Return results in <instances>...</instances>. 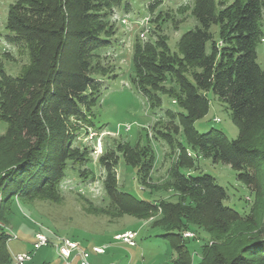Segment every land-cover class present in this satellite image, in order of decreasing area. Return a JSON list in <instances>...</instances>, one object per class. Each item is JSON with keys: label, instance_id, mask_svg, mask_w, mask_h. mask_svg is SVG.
<instances>
[{"label": "trees", "instance_id": "16d2710c", "mask_svg": "<svg viewBox=\"0 0 264 264\" xmlns=\"http://www.w3.org/2000/svg\"><path fill=\"white\" fill-rule=\"evenodd\" d=\"M19 1L16 6L9 7L7 39L27 46L31 63L28 68L42 58L48 62L36 80L39 82L38 99L30 108L19 110L17 116L5 108L7 90L18 87L24 91L34 80L24 74L14 77L0 65V95L3 97L0 121L7 124V133L15 126L31 140L23 160L5 173L10 181L0 179V210L8 195L37 193L44 188L42 186L62 178L68 164L66 154L71 155L70 145L77 138L74 129L80 128L79 123L94 126L93 106L100 96L103 78L95 74L100 64L93 63V57L96 51L112 42L115 30L109 19L113 9L124 2ZM195 1L193 13L198 24L179 39V56L175 57L159 44L162 38L159 42L142 44L138 36L134 45L133 82L151 106H161V94L179 105L178 110L168 109L167 114L173 120L179 119L178 127L194 152L188 155L187 148L174 137L177 132L167 130L161 120L156 123L157 132L167 138L171 146L176 143L180 152V162L170 171L171 187L189 199L185 204L160 203L162 215L158 224L163 229L161 235L168 238L174 248L172 264H264V226L256 220L254 207L249 214L237 211L225 204L227 191L215 176L202 171L186 172L178 166L200 170L196 166L199 157L222 162L236 171L237 179L246 184L256 198L264 195L261 175L264 134L259 141L251 138L252 134L264 130V70L256 51L257 43L264 38L259 26L264 0H234L231 3L218 0V10L213 0ZM124 8L129 7L125 5ZM17 9L21 15L15 13ZM213 25L218 27L217 38L212 31ZM71 53L70 66L65 65L62 60ZM168 80L175 84L163 86ZM208 92L226 103L232 121L240 130L237 138L229 139L215 127L206 132L195 127V122L209 111ZM146 152L154 163V152L150 148L125 149L127 160L131 157L135 164L141 159V165H134L138 171L146 162L143 158ZM88 159L78 160V163L83 164ZM107 159L110 162L105 183L111 185L109 179L116 164L113 152ZM122 194L130 198L135 210L142 212L157 207L152 201L129 192L122 191ZM190 224L204 227L217 240L202 247V258L197 263H190L192 253L187 240H179L185 226ZM238 224L246 228L237 230ZM8 238L0 231V264L12 263Z\"/></svg>", "mask_w": 264, "mask_h": 264}, {"label": "rangeland", "instance_id": "374dc122", "mask_svg": "<svg viewBox=\"0 0 264 264\" xmlns=\"http://www.w3.org/2000/svg\"><path fill=\"white\" fill-rule=\"evenodd\" d=\"M225 1L231 3L234 0ZM19 3V0H0V65L14 77L24 74L29 80H34L26 89L23 88L24 91L18 87L7 90L5 108L14 116L19 115V110L30 108L38 99L36 93L39 82L36 80L41 76V71L46 69L48 62L42 58L35 66L28 68L31 63L27 46L23 42L11 43L7 39L9 7ZM125 5L129 8L125 9ZM195 5V0H124L121 6L113 9L109 19L115 30L111 36L112 42L108 47L96 51L93 57V63L100 64V69L95 74L103 78L99 88L100 96L93 106L94 126L79 123L80 128L77 131L74 129L73 133H77V138L70 145L71 155L69 156V152L66 154L68 164L64 167L65 174L62 178L42 186L44 188L41 187L37 193L8 195L3 202L0 231H4L9 237L11 254L32 252L34 255L26 264H63L55 245L59 243V238L69 237L89 250L94 245L105 246L103 254L91 251L90 264H172L175 252L171 241L161 235L163 229L158 222L162 212L159 204H185L189 203V199L173 191L171 187L170 171L180 162V152L176 143L171 146L168 139L157 132L159 128H156V123L161 120L167 130L172 133L176 131L174 137L187 148L188 155L189 152H194L186 143L181 127H178L179 119L173 120L167 114L168 109L176 111L179 105L166 94H161V106H151L146 96L137 89L133 82V53L139 36L142 44L159 42L162 38L159 44L170 54L179 56V39L183 33L198 24L193 13ZM213 5L215 9H219L218 0H213ZM15 13L21 15L18 9ZM120 18H126V23L121 22ZM259 26L264 37V10ZM212 31L217 38L216 25L212 26ZM256 51L258 62L264 70V38L257 43ZM71 57L72 53L66 54L62 62L70 66ZM174 84L171 80L162 83L167 87ZM207 95L209 111L195 122L197 130L206 132L215 127L222 130L229 139L237 138L240 130L232 121L226 103L213 92H208ZM1 99L3 97L0 95V103ZM0 111L2 112L1 107ZM71 130L70 128L69 132ZM263 134L264 130H260L252 134L251 138L259 141ZM29 142V137L15 126L7 133V124L0 121L1 180L10 181L5 173L23 160ZM126 147L152 149L154 163L149 152H146L143 156L146 162L142 163V170L138 171L134 165H141V159L135 164L131 157L127 160ZM111 152L116 164L113 167L114 177L109 179L111 185H106L110 162L107 157ZM85 158H89L88 161L79 164ZM178 166L186 172L202 171L215 176L227 191L225 204L247 214L253 206L256 220L264 226V195L256 198L255 193L237 179L236 171L230 165L199 157L196 166L200 170ZM149 167L151 169L145 174ZM261 175L264 185V170ZM107 186L108 189L105 188ZM122 191L152 201L157 207L142 212L135 210L130 198L122 194ZM237 226V230L246 228L241 224ZM124 231L137 233L136 246H130L118 238ZM187 231L189 235L186 234ZM38 232L45 233L50 243L34 252L33 243ZM234 236L236 234L232 235ZM182 239H186L190 247V263L200 261L204 245L217 241L204 227L191 224L185 226L182 237H179L180 241Z\"/></svg>", "mask_w": 264, "mask_h": 264}, {"label": "built area", "instance_id": "2783aa9c", "mask_svg": "<svg viewBox=\"0 0 264 264\" xmlns=\"http://www.w3.org/2000/svg\"><path fill=\"white\" fill-rule=\"evenodd\" d=\"M121 20L126 23V18H122ZM215 121L218 120L215 119ZM186 234L189 235L190 233L187 231ZM136 235L137 233L135 231H124L122 234L118 235V238L122 239L130 246H136ZM49 243L50 240L45 233H36L35 241L33 243L34 252ZM55 248L58 256L62 259L63 264H90L89 258L91 251L97 254H103L105 252V246L94 245L91 250H89L82 246L79 241L69 237L59 238V243L55 245ZM33 255L32 252H18L12 254L11 264H26L31 261Z\"/></svg>", "mask_w": 264, "mask_h": 264}]
</instances>
